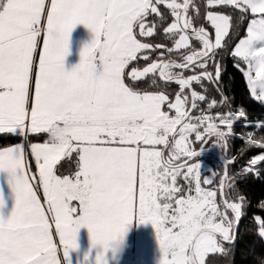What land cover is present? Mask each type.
<instances>
[{
    "label": "snow or ice",
    "instance_id": "6c2138e0",
    "mask_svg": "<svg viewBox=\"0 0 264 264\" xmlns=\"http://www.w3.org/2000/svg\"><path fill=\"white\" fill-rule=\"evenodd\" d=\"M160 3L174 17L163 27L170 47L138 38L157 34L166 20ZM207 5L239 10L235 18L206 11L214 40L203 24L194 26L200 12L192 0H0V133L46 134L43 143L30 144L38 180L30 175L23 143L0 147V171L9 174L15 194L10 214L0 216V264H61V251L66 258L78 247L81 227L88 229L91 245L104 250L106 241L123 235L133 219L153 225L160 264H206L209 254L231 256L244 197L230 199L226 189L235 190L234 183L221 177L222 210L217 188L201 186L200 163L189 161L204 145L195 149L191 136L197 142L215 137L212 143L224 147L234 121L246 113L242 107L196 117L190 112L198 108L197 101L206 100L204 81L218 84L222 65L216 50L249 11L253 18L231 54L250 95L264 102V0H207ZM150 14L156 16L146 19ZM78 23L93 37L81 48L79 62L66 70L69 34ZM165 48L167 56L158 51ZM151 52L157 58L139 66ZM185 70L193 74L185 75ZM157 75L165 85H179L174 99L163 89L136 86L149 78V87L160 88ZM193 82L204 91L195 90ZM217 90L221 101L211 99L209 109L228 104V97ZM262 125L264 121L257 123ZM262 140L249 142L260 145ZM73 153L76 170L58 174V162ZM261 160L264 154L250 163ZM249 170L256 171L242 172ZM180 175L186 190L177 182ZM203 183L211 184L212 176L205 175ZM255 219L264 238V220ZM256 259L264 264V256ZM95 264H106L104 251L97 252Z\"/></svg>",
    "mask_w": 264,
    "mask_h": 264
},
{
    "label": "trees",
    "instance_id": "16d2710c",
    "mask_svg": "<svg viewBox=\"0 0 264 264\" xmlns=\"http://www.w3.org/2000/svg\"><path fill=\"white\" fill-rule=\"evenodd\" d=\"M194 4L199 8V20H194V26H199L203 24L204 27L208 29V32L213 39V27L208 23L204 17L206 15L207 9H213L214 11L224 12L225 14H230L234 18L239 14V10L235 9L234 6H224V5H207V0H192ZM161 13L166 16V20L157 29V34L152 37H140L147 42L152 43H162L166 44L168 47L171 46V40H165L163 38V27H166L168 23H171L174 17L171 16L170 10L167 8L166 4L157 5ZM194 10L190 7L189 13L193 14ZM156 14H150L146 19L152 20ZM253 18V14L249 11L245 14L244 20L240 23L237 30L233 31L230 29L228 36L225 37L223 45L221 48L216 50V58L220 60L222 65V73L219 78L218 84L213 85L204 81L207 85L206 100L197 101L198 108L194 109L191 116L196 117L204 113H210L215 115L216 112H226V111H238L241 107L245 110L246 115L240 117L234 121L232 126V132L228 135L227 140L224 142L226 146L220 149H214L213 140L215 137L208 138L202 141H195L194 134L191 136L193 140V146L195 149L201 148V145L210 147L214 149L217 153L223 154L226 158L228 164V176L232 177V180H228L227 183H234L233 189H226L229 193V198L236 200L237 196L244 197V207L242 209L243 215L240 219L238 234L234 242V247L225 243L226 247H232L231 256H224L222 254H209L206 257V264H257V256H264V238L258 234L259 222L256 221L255 217L260 216L264 220V207H261V202L264 201V160L258 161L255 165H251V160L258 155L264 154V140L260 145H252L249 139H261L264 137V125L258 127L257 123L264 121V102H260L253 98L248 90L247 81L244 78L243 72L240 68L234 66V57L231 54L232 48L235 43L238 42L239 38L246 33V27L248 21ZM138 31V30H137ZM195 46L199 47V43L192 39ZM158 51H164L167 56V49H160ZM173 58L179 59L176 53H172ZM157 58V52H151L150 59L144 61L141 59L139 61V66H143L145 63L151 62V59ZM243 67V65H241ZM210 67L214 71V64H210ZM185 75L193 74L189 70H185ZM148 79L143 78L136 83V86L142 90L157 91L165 90L166 94L174 99L175 93L179 90V85L175 82H170L165 85V82L160 79L157 75L156 79L161 85L160 88L156 86H148ZM219 87L224 96L228 97V104H218L217 106L209 109L207 107L211 99H216L218 102L221 101L220 91L217 90ZM193 88L197 91H204L199 84L193 82ZM188 92V89H185ZM230 105V107H229ZM190 106V92H189V102ZM196 123H199L196 120ZM218 123V120H217ZM220 127H226L220 125ZM201 127V131H202ZM249 134L251 137L249 138ZM46 139V134L44 133H28L26 137H22L19 134L13 133H0V147H7L14 145L19 142L26 141L27 144L32 142H44ZM206 141V143H205ZM205 143V144H204ZM204 153H199L198 156L194 157L189 163L198 160L199 163H204V167H200L201 170V181L203 183V178L205 175L212 176V183L208 184V187L217 188V202L218 205L223 210V205L221 202V197L219 194L218 186L221 181V177L224 173V165L222 159L216 154L207 152L206 156ZM202 161V162H201ZM179 162V161H178ZM256 169L255 172L249 170L246 173L242 172V169ZM213 172L215 175L213 176ZM177 182L181 188L187 189V181L183 179L180 175L177 177ZM229 215H231L230 210H228Z\"/></svg>",
    "mask_w": 264,
    "mask_h": 264
},
{
    "label": "rangeland",
    "instance_id": "374dc122",
    "mask_svg": "<svg viewBox=\"0 0 264 264\" xmlns=\"http://www.w3.org/2000/svg\"><path fill=\"white\" fill-rule=\"evenodd\" d=\"M179 2H182V0H179ZM207 11L214 10L208 8ZM214 38L215 30L213 28V40ZM165 110L167 109L165 108ZM170 114H174V110H172ZM191 122L196 123L195 121ZM213 148L220 149V144H214ZM203 153V155L206 156L207 152ZM165 155L167 156V150H165ZM72 156L73 155H71V157ZM72 159L77 160L78 158ZM73 163L68 162L67 164L68 167L72 165L71 173L76 170V164ZM204 166L205 164L203 162L200 163V167ZM8 175L9 174L7 172L0 171V196H2L4 201L3 206H0V215H2L4 218H6L10 214L15 199V194L12 192L7 182ZM32 182L34 183V181ZM207 185L208 184L201 183L202 187L208 188ZM125 241L127 246L125 247L118 260L108 261V264H160L161 252L156 232L151 222L139 223L136 219H133L125 233ZM77 245L78 247L76 249L69 250L68 256L65 258L67 264H95V257L97 252L104 251L99 244L95 246L91 245L89 232L86 227H81L78 230ZM86 253L87 259L85 258ZM107 255L110 254L104 251V256Z\"/></svg>",
    "mask_w": 264,
    "mask_h": 264
},
{
    "label": "crops",
    "instance_id": "0c3cea01",
    "mask_svg": "<svg viewBox=\"0 0 264 264\" xmlns=\"http://www.w3.org/2000/svg\"><path fill=\"white\" fill-rule=\"evenodd\" d=\"M161 4H164V3H161ZM92 37H93V33L84 24L78 23L73 27V29L71 30L69 34V43H68L69 51L64 59V65H65L66 70L70 69L72 66H74L75 64L79 62L80 60L79 53H80L81 48L83 47L85 43L89 42L92 39ZM19 143H23L25 146V159L28 162L30 169H31L30 175H34L38 180V172L36 171L35 158L31 155V149H30L31 143L27 144L26 141L19 142ZM32 143H43V142H32ZM72 155H73L72 157L71 155L62 157L61 160L58 162L57 164L58 174H70L71 173L72 165L68 167L67 164L68 162L70 163L74 162L73 164H76L75 163L76 159H72V158H78L76 157L75 154H72ZM37 180H33L35 184L37 183ZM38 194L40 195L41 200H43L42 189H39ZM60 258H61V264H67V261L65 257L63 256L62 251L60 254Z\"/></svg>",
    "mask_w": 264,
    "mask_h": 264
},
{
    "label": "clouds",
    "instance_id": "9594fccd",
    "mask_svg": "<svg viewBox=\"0 0 264 264\" xmlns=\"http://www.w3.org/2000/svg\"><path fill=\"white\" fill-rule=\"evenodd\" d=\"M126 233V232H125ZM125 233L123 235H115L106 241L104 251L110 255L104 256L106 264L108 261H117L123 253L126 245Z\"/></svg>",
    "mask_w": 264,
    "mask_h": 264
},
{
    "label": "water",
    "instance_id": "95a60500",
    "mask_svg": "<svg viewBox=\"0 0 264 264\" xmlns=\"http://www.w3.org/2000/svg\"><path fill=\"white\" fill-rule=\"evenodd\" d=\"M191 31V29H189V32ZM190 102H191V97H190ZM194 109H192V111L190 112V115L191 113L193 112ZM205 144V143H204ZM200 149V148H199ZM197 149V150H199ZM203 152H211V153H216L223 161V165H224V173L222 175V177H226L228 176V164H227V161H226V158L223 154H220V153H217L214 149L210 148V147H204L203 150H201L199 153H203ZM226 161V163H225ZM239 223H240V220L238 221V224H237V227H236V235H235V240H236V237H237V234H238V228H239ZM234 240V242H235ZM227 243V242H225Z\"/></svg>",
    "mask_w": 264,
    "mask_h": 264
},
{
    "label": "flooded vegetation",
    "instance_id": "af4514ba",
    "mask_svg": "<svg viewBox=\"0 0 264 264\" xmlns=\"http://www.w3.org/2000/svg\"><path fill=\"white\" fill-rule=\"evenodd\" d=\"M204 147H207V146H204Z\"/></svg>",
    "mask_w": 264,
    "mask_h": 264
}]
</instances>
